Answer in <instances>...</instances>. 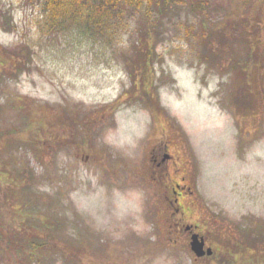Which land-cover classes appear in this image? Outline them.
<instances>
[{
  "label": "rangeland",
  "instance_id": "374dc122",
  "mask_svg": "<svg viewBox=\"0 0 264 264\" xmlns=\"http://www.w3.org/2000/svg\"><path fill=\"white\" fill-rule=\"evenodd\" d=\"M195 1L126 7L108 36L0 0V264H264V0Z\"/></svg>",
  "mask_w": 264,
  "mask_h": 264
},
{
  "label": "trees",
  "instance_id": "16d2710c",
  "mask_svg": "<svg viewBox=\"0 0 264 264\" xmlns=\"http://www.w3.org/2000/svg\"><path fill=\"white\" fill-rule=\"evenodd\" d=\"M42 3L44 12L46 14V24L51 29L54 28H61L65 26L70 25H80L85 24L88 27H92L95 29H100L99 32L103 33H109L112 31L111 35L108 36H114L116 34L115 31H118V28L120 31L125 28H127V21L126 16H124V8L130 7L131 9L136 10H144L146 12L150 10L152 5H155L157 7H161L162 0H36ZM165 2L167 0H164ZM187 1V0H185ZM191 4L197 3L195 0H188ZM239 3V2H238ZM243 4L240 5V8L242 10H245ZM151 14V13H150ZM149 16V15H148ZM151 18V15H150ZM255 21V20H254ZM210 27L206 28L204 33H202V36L204 37H211L214 33L213 23L209 24ZM115 26V27H114ZM219 33H226V30H219ZM203 37V38H204ZM222 40V38L220 37ZM1 51V48H0ZM137 51L138 56L135 60L136 66H138V69H145L149 68L151 65L150 58L153 56L155 49H154V36L150 29L146 31L145 34H142V36L138 39V45H137ZM0 53H4V51H1ZM256 51H247V57L245 59H254V61L257 60ZM135 72V70H134ZM138 70L139 78H145L142 72ZM23 103V102H22ZM22 108L25 106L22 105ZM32 115V112H25L23 125L27 128L30 127L32 123V119H30ZM30 123V124H29ZM7 134H2L0 138L6 136ZM25 233L30 232V230H23ZM32 233L25 234L22 233L21 238L22 241L25 242L26 245L33 248L31 250L34 251L38 248V245L36 241H39L35 239V237L41 236L37 231L34 229L31 230ZM14 243H16L14 241ZM230 243V242H229ZM6 245H9V243H6ZM237 244H229L230 252L231 248H234ZM240 246V245H239ZM9 248V246H8ZM22 248V246H21ZM244 250V246L240 247ZM23 251H25L26 247L23 246ZM235 249V248H234ZM248 252V257L251 259V264H259L260 260L258 261V258H256V252H258V249L252 250V248L246 247L245 249ZM32 253H29V256L27 258L28 262L27 264H30V256ZM20 257V256H19ZM25 260V256H22ZM263 264V263H261Z\"/></svg>",
  "mask_w": 264,
  "mask_h": 264
},
{
  "label": "water",
  "instance_id": "95a60500",
  "mask_svg": "<svg viewBox=\"0 0 264 264\" xmlns=\"http://www.w3.org/2000/svg\"><path fill=\"white\" fill-rule=\"evenodd\" d=\"M186 230H189V227L186 228ZM189 246H190L191 252L195 255L196 258H201L203 256L212 255V249L209 247L205 248L204 239L196 233H193L190 236Z\"/></svg>",
  "mask_w": 264,
  "mask_h": 264
},
{
  "label": "flooded vegetation",
  "instance_id": "af4514ba",
  "mask_svg": "<svg viewBox=\"0 0 264 264\" xmlns=\"http://www.w3.org/2000/svg\"><path fill=\"white\" fill-rule=\"evenodd\" d=\"M180 192H179V191ZM186 191H188L189 193H190V191H189V189L188 188H185L184 186H182V185H180L179 183H177V184H174L173 185V191H172V193L174 194V196H180V197H182V196H184V194L186 193ZM175 200H177V199H175ZM192 229H191V231H185L186 233H188L189 235H190V233H193V232H195V230H194V226L193 227H191ZM208 245L206 244V247H207Z\"/></svg>",
  "mask_w": 264,
  "mask_h": 264
}]
</instances>
